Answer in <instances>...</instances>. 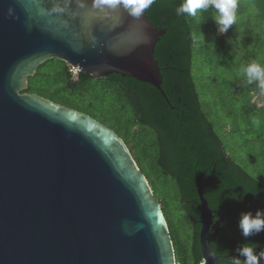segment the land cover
I'll return each mask as SVG.
<instances>
[{
  "label": "water",
  "instance_id": "95a60500",
  "mask_svg": "<svg viewBox=\"0 0 264 264\" xmlns=\"http://www.w3.org/2000/svg\"><path fill=\"white\" fill-rule=\"evenodd\" d=\"M57 2L0 0V264H177L161 201L124 139L85 112L24 92L52 59L163 92L155 52L166 29L147 13L99 12L92 0L50 13ZM200 200L201 264H224L208 243L221 221L201 189Z\"/></svg>",
  "mask_w": 264,
  "mask_h": 264
},
{
  "label": "trees",
  "instance_id": "16d2710c",
  "mask_svg": "<svg viewBox=\"0 0 264 264\" xmlns=\"http://www.w3.org/2000/svg\"><path fill=\"white\" fill-rule=\"evenodd\" d=\"M251 1L264 18V0ZM183 2L155 0L144 12L149 21L166 29L155 52L163 76V92L150 83L116 73L99 79L80 71L73 80L71 65L59 59L41 65L29 78L24 92L40 94L91 115L124 139L143 172L140 162L150 163L159 178H172L177 183L189 227L188 241L179 234L174 235L170 229L177 264H199L203 259L201 189L213 214L221 221L216 236L210 231L208 243L229 263L230 256L238 255L234 250L243 244L259 242L257 252L264 244V232L245 238L238 228L242 211L254 214L257 209H264V184L228 154L202 108L193 74L195 51L202 47L198 43L200 38L205 37L204 54H209L206 60L212 61L213 50L229 48L228 33L217 31L215 9L201 10L197 24L193 16L177 15L176 8ZM242 83L248 93H253L252 102L257 97L261 99L258 106L264 107V96L260 95L259 88L255 84L248 85L246 79ZM202 173L206 176L198 184ZM144 174L147 176L146 172ZM164 214L169 224L165 211Z\"/></svg>",
  "mask_w": 264,
  "mask_h": 264
},
{
  "label": "rangeland",
  "instance_id": "374dc122",
  "mask_svg": "<svg viewBox=\"0 0 264 264\" xmlns=\"http://www.w3.org/2000/svg\"><path fill=\"white\" fill-rule=\"evenodd\" d=\"M236 17V23L227 32L229 48L227 51L213 50L212 61L206 60L209 54H204L206 39L201 35L198 43L202 47L195 51L193 74L202 108L213 122L228 154L264 184V107L258 106L261 99L257 97L252 102L253 93H248L242 83L246 78L238 73L241 66L253 60L264 65V18L251 0H238ZM194 18L196 24L199 23L201 10H197ZM198 32L195 31L196 35ZM72 71L73 80H76L77 70L72 67ZM239 81L241 86L237 90ZM140 166L162 203L172 233L188 241L189 227L177 183L172 178H159L150 163L140 162Z\"/></svg>",
  "mask_w": 264,
  "mask_h": 264
},
{
  "label": "clouds",
  "instance_id": "9594fccd",
  "mask_svg": "<svg viewBox=\"0 0 264 264\" xmlns=\"http://www.w3.org/2000/svg\"><path fill=\"white\" fill-rule=\"evenodd\" d=\"M154 3L155 0H92L91 6L104 13H112L122 8L129 16L139 19L145 10ZM71 5L72 0L53 3L49 12L66 14L69 13ZM76 6L79 9H84L88 6V0H76ZM237 6L238 0H184L176 8V14H188L195 17L197 10L215 9L217 14L214 16V23L217 26V31L220 34H226L236 23ZM13 12L14 9L9 7L7 14L12 16ZM238 73L246 78L248 85L255 84L260 90V95L264 96V65L253 60L246 66H241ZM238 228L245 238L264 232V209H257L254 214L252 211H242L238 220ZM257 247H259V242L245 243L236 248L234 251L238 255L230 256L229 264H260L261 260H264V251L257 252Z\"/></svg>",
  "mask_w": 264,
  "mask_h": 264
},
{
  "label": "flooded vegetation",
  "instance_id": "af4514ba",
  "mask_svg": "<svg viewBox=\"0 0 264 264\" xmlns=\"http://www.w3.org/2000/svg\"><path fill=\"white\" fill-rule=\"evenodd\" d=\"M205 173H202V175L199 177V179H198V184H200V182L205 178ZM202 220V219H201ZM214 221L216 222V221H218V218H216V216L214 215ZM221 261H222V263H224V264H229L228 262H225V261H223L222 259H221ZM201 263H204V260L202 259V261L199 263V264H201Z\"/></svg>",
  "mask_w": 264,
  "mask_h": 264
},
{
  "label": "built area",
  "instance_id": "2783aa9c",
  "mask_svg": "<svg viewBox=\"0 0 264 264\" xmlns=\"http://www.w3.org/2000/svg\"><path fill=\"white\" fill-rule=\"evenodd\" d=\"M71 67H72V66H71ZM74 69H76V70H77V74H79L80 70H79V69H77V68H74Z\"/></svg>",
  "mask_w": 264,
  "mask_h": 264
}]
</instances>
